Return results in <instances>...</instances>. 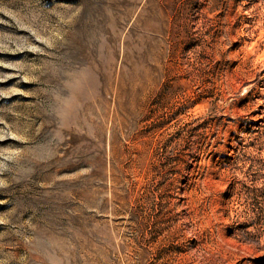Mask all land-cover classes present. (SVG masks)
I'll list each match as a JSON object with an SVG mask.
<instances>
[{"label":"rangeland","instance_id":"obj_1","mask_svg":"<svg viewBox=\"0 0 264 264\" xmlns=\"http://www.w3.org/2000/svg\"><path fill=\"white\" fill-rule=\"evenodd\" d=\"M0 264H264V0H0Z\"/></svg>","mask_w":264,"mask_h":264}]
</instances>
